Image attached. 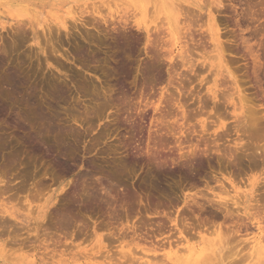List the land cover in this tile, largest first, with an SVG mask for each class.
Masks as SVG:
<instances>
[{
  "label": "rangeland",
  "instance_id": "374dc122",
  "mask_svg": "<svg viewBox=\"0 0 264 264\" xmlns=\"http://www.w3.org/2000/svg\"><path fill=\"white\" fill-rule=\"evenodd\" d=\"M22 15H34L37 41L25 20L14 25ZM61 19L68 31H58ZM2 58L0 74L17 70L24 81L16 92L0 83V264H170L169 250L175 264L259 263L253 239L245 242L258 234L254 220L244 216L240 233L179 225L185 238L173 222L206 219L184 200L203 202L213 176L226 179L229 195L209 182L225 198L259 192L264 128L259 148L236 128L219 148L199 122L218 113L216 123L234 124L230 106L215 113L202 103L214 83L241 85L249 113L264 121V0H0ZM237 136L248 155L221 159L235 155ZM255 210L261 221L264 207ZM188 248L205 251L187 257Z\"/></svg>",
  "mask_w": 264,
  "mask_h": 264
},
{
  "label": "bare ground",
  "instance_id": "6f19581e",
  "mask_svg": "<svg viewBox=\"0 0 264 264\" xmlns=\"http://www.w3.org/2000/svg\"><path fill=\"white\" fill-rule=\"evenodd\" d=\"M20 1H25V0H20ZM43 1V0H42ZM38 2V1H37ZM181 5H182V3H181ZM219 5H220V1H219ZM176 6H178L177 5V3H176ZM179 7V6H178ZM20 8H25V7H23V6H21ZM179 9V8H178ZM22 11H26V8H25V10L24 9H22ZM28 11V10H27ZM207 14H208V22H209V24H211V25H215V16L213 15V13H212V11L211 10H208V12H207ZM21 15V14H20ZM180 16L182 15V13L181 14H179ZM80 16V15H79ZM33 18H34V15H28V17H24L23 15L22 16H20V17H16L15 19H16V22H15V24H14V22H13V24L14 25H16V23H17V25L18 24H20L21 23V25H22V23H23V21L25 20V22L23 23V25L22 26H24V25H28L29 26V28H30V30H31V33H32V39L34 40V41H37V36H36V34H39V33H37V31H36V29L34 28V25H33ZM77 18H80V17H77ZM76 17H74V16H71V19L73 20V21H76V19H77ZM90 19V18H89ZM123 19V17H121V20ZM125 20H126V17L124 18ZM184 19V18H183ZM91 20V19H90ZM13 21V20H12ZM86 21H88V20H86ZM182 21H184V20H182ZM11 22V21H10ZM95 22V21H94ZM93 22V23H94ZM89 23V22H88ZM179 24L180 23H182L181 22V19H179V22H178ZM48 24V23H47ZM114 24V23H113ZM12 25V24H11ZM16 25V26H17ZM90 25V24H89ZM177 25V24H176ZM21 26V27H22ZM51 25H50V23H49V25H47L46 26V28L45 29H48V32L51 34V32H52V30H51V27H50ZM56 26H57V28H58V31L60 30V28H62V29H64L65 31H68V25H67V23H66V20L65 19H61V20H59L57 23H56ZM72 27H73V25H71ZM1 27L2 28H5V25H1ZM15 26H13V28H14ZM20 26H18V27H16V29H17V32L19 31V32H21V30H22V28H21ZM19 28H21L20 30H18ZM28 28V29H29ZM120 28V27H119ZM24 30V29H23ZM22 30V31H23ZM27 29H25L23 32L25 33V32H28V31H26ZM43 30V29H42ZM44 31V30H43ZM47 31V30H46ZM51 31V32H50ZM144 31L146 32V34H147V32H149L147 29H144ZM17 32L15 33V34H17ZM23 32H22V34H23ZM55 32V31H54ZM14 33V32H13ZM45 34V33H44ZM53 34V33H52ZM51 34V35H52ZM67 34V33H66ZM19 35H21L20 33H18L17 35H15V36H19ZM29 35V34H28ZM50 35V36H51ZM158 35V34H157ZM160 35V34H159ZM14 36V37H15ZM39 36V35H38ZM210 36V35H209ZM24 38L25 36H20V38ZM26 37L28 38V36L26 35ZM52 37H53V35H52ZM15 38H18V37H15ZM30 38V37H29ZM218 36H217V38L216 39H214V44H213V46H214V49L217 51V54H218V56L220 57V58H223V52H222V49H221V47H220V43H219V41H218ZM21 41H23V40H21ZM46 42H48V41H46ZM38 43V42H37ZM39 44V43H38ZM42 50V49H41ZM159 50V49H158ZM158 54V53H157ZM155 55V54H154ZM3 57V56H2ZM4 58V57H3ZM3 58L1 59V61H0V65L3 63L2 61H3ZM155 58V57H154ZM158 61V60H157ZM3 65H4V63H3ZM2 65V66H3ZM155 66V65H154ZM153 66V67H154ZM1 68V67H0ZM8 70V69H7ZM17 71V70H16ZM16 71H14V70H12V69H10V71L8 70V71H6V73H3V72H1V73H3V74H0V83H3L4 85H5V87H7V88H9V89H11V90H13L14 92H16L17 90H18V83H23V81L24 80H22V78L20 77V75H19V73L18 72H16ZM171 77V76H170ZM173 77V76H172ZM52 81V80H51ZM50 81V82H51ZM86 81V80H85ZM54 82V81H53ZM57 83V82H56ZM202 84H204V85H207V83H202ZM204 85L202 86V89H203V87H204ZM220 85H221V87H222V83L220 84H217V83H214V85L213 86H205L204 88H205V95L203 96V97H201L200 95H199V97H201V99H202V101L201 100H199L200 102H202L203 103V105H204V107H208L209 105V103H211L212 104V109L215 111V113L217 112V111H219V110H221L222 108H226L227 109V107L228 106H230L231 107V109H230V113H231V115H232V118L234 119V124L232 125V126H228V125H226V124H220L219 122H217L216 123V119L217 120H219V116L218 115H220V114H216L215 116L216 117H214V115H213V117H214V119H212L210 122H207L206 120L208 119V117L207 118H204L203 120H201L200 122H199V127H200V133H207L209 136H211V137H213L214 139L212 140V141H214V142H212L213 144H215L217 147H219L218 145H220L218 142L219 141H224V143H225V141H227V138L230 136V131H232V130H234L235 128H236V130H235V133H238V132H240V133H245V132H247V133H249V132H251V134H254V138L252 137V139H251V141H252V143L254 142L255 144H257V147H258V143L259 142H261V140H259L260 138H262L261 136H258L259 135V129L258 128H260V129H263L264 128V124L262 123V122H264L263 121V118H261V116H260V118L259 117H257V116H255L254 114L252 115V114H250L249 113V111L251 112L252 110H249V106L246 104V97H245V94H243V91L241 90L242 88H241V85L239 86L238 85V83H232V88H228V87H226V89H224L225 87L223 86L222 88H220ZM231 86V85H230ZM229 86V87H230ZM229 90H228V89ZM58 89V88H57ZM204 90V89H203ZM198 93V92H197ZM200 94V93H199ZM198 95V94H197ZM31 100V99H30ZM30 100H29V102H30ZM208 101H209V103H208ZM208 103V104H207ZM207 104V105H206ZM250 107L252 108V106L250 105ZM211 109V110H212ZM225 109V110H226ZM253 109V108H252ZM203 113V115L206 113V112H202ZM215 113H213V114H215ZM211 116V115H210ZM212 116H211V118H213ZM259 118V119H258ZM184 119H186V118H184ZM209 120H210V118H209ZM215 120V121H214ZM156 122V121H155ZM159 122L160 123H164L162 120H159ZM165 122H166V120H165ZM175 122H177V121H175ZM151 124V123H150ZM156 124H158L157 122H156ZM170 124V123H169ZM214 124H216V125H214ZM263 124V125H262ZM160 125V124H159ZM162 125H164V124H162ZM166 125V124H165ZM164 125V126H165ZM156 126V125H155ZM216 127V128H212V127ZM158 127V126H157ZM168 127V126H167ZM166 129V128H165ZM264 131V130H263ZM170 132V131H169ZM168 132V133H169ZM238 135H241V134H238ZM244 135V134H243ZM245 137V136H244ZM258 137H260V138H258ZM207 138V137H206ZM248 138V137H247ZM249 138L248 139H246V141H250L249 140ZM208 139V138H207ZM236 139H238V141H236ZM236 139H230L231 141H233V145H234V150H236V151H234V153L235 152H237V150H238V153H240L242 156H240L239 154H238V159H237V161H238V163H239V160L242 158V157H245L246 156V154L248 155V153H245V151H246V149H245V147L247 146V148H249L248 146H249V142H246V143H244L245 141H241V140H243V138H239V136H237V138ZM258 139V140H257ZM208 141V140H207ZM217 142V144H216V142ZM259 141V142H258ZM258 142V143H257ZM210 143H211V141H210ZM247 143H248V145H247ZM251 143V144H252ZM155 144V143H154ZM222 144H223V142H222ZM250 144V145H251ZM196 145H197V143H196ZM196 145H195V147H196ZM224 145V144H223ZM253 145V144H252ZM205 146H207L208 147V145H205ZM216 147V148H217ZM222 147V146H221ZM232 147V146H231ZM256 147V146H255ZM260 148H261V150L259 151L260 153L258 154V157H260V158H257V159H260L261 161H262V169L263 170H261V171H263V174H264V145L263 144H260V146H259ZM258 147V148H259ZM215 148V147H214ZM220 148V147H219ZM219 148H217V149H214L215 151H217L216 153H218V151H220L219 150ZM222 148H224V149H227V146H226V148H225V146L224 147H222ZM252 148V147H251ZM250 148V149H251ZM224 149H222L223 151H224ZM232 149V148H231ZM253 149V148H252ZM257 149V148H256ZM65 150V149H64ZM63 150V152H65ZM213 150V151H214ZM249 150V149H248ZM247 150V151H248ZM258 150V149H257ZM214 151V152H215ZM227 151H229V150H227ZM251 151V150H250ZM222 152V151H221ZM252 152V151H251ZM255 152V151H254ZM258 152V151H257ZM182 153V152H181ZM184 153V152H183ZM223 153V152H222ZM221 153V154H222ZM231 154H228V153H226V152H224L222 155L220 154V158L223 156H226V157H233V156H235V157H237L236 156V154L237 153H235V155L233 154L232 155V152H230ZM63 154V153H62ZM155 154V153H154ZM192 154V153H191ZM208 154H210L209 152H208ZM249 154H253V153H249ZM255 154V153H254ZM257 155V154H256ZM255 156V155H254ZM252 157V156H251ZM250 157V158H251ZM234 158V157H233ZM233 158H231V159H233ZM254 158V157H253ZM222 159V158H221ZM236 159V158H235ZM248 159H249V157H248ZM256 159V158H255ZM231 161V160H230ZM226 162V161H225ZM251 162V161H250ZM252 162H253V160H252ZM228 163V162H227ZM231 163H232V161H231ZM237 163V164H238ZM259 163V162H258ZM236 164V163H235ZM250 164V163H249ZM248 164V165H249ZM252 164V163H251ZM233 165V164H232ZM202 166V165H201ZM201 166H200V163H199V165H197V166H194L195 168H196V171H197V173L199 172V170H200V168H201ZM252 166V165H251ZM256 166V165H255ZM231 167V166H230ZM195 168H193V169H195ZM223 168V167H222ZM229 168V167H228ZM189 169V168H188ZM191 169V168H190ZM219 169V168H218ZM225 169V168H224ZM202 170V169H201ZM194 171V170H193ZM213 171V170H212ZM201 172V171H200ZM239 173H241V172H239ZM200 174V173H199ZM232 175V174H231ZM230 175V176H231ZM223 177V176H222ZM223 179H225V178H223ZM222 178L220 179V177H217V176H213V178L212 179H209V180H205V183H204V186H203V188L207 191V192H205V193H203V192H201L200 191V193H199V196L203 199L202 201L203 202H198L197 201V198L194 196V195H192V197H190L189 198V196H188V198H186L185 200H184V202H185V204L186 205H184V206H186L185 208H186V210L188 209V207L189 206H191L189 209H188V211L190 210L192 213L195 211V213H196V210L200 213V212H203L204 214L205 213H207V217H206V219H205V217L203 216V218H199V217H197V219H200V220H196V221H192V222H188L187 220H186V218H183V219H181L180 221H177V220H174V222H173V225L175 226V228H177V230H178V236H180V237H184L185 235H184V233H183V231L181 230V229H179V225L182 227V228H184V229H186V232H189V231H187V230H189V229H191V230H194V233L195 232H197L198 234L200 233V231L201 230H197V229H202L203 227H205L208 223H209V225H208V227L209 228H216L218 231H222V228L221 227H223V225H225L226 226V228L227 229H229V227H235V231L236 232H238V233H240V231H247V229H248V225L246 224V221H245V219H244V216L245 217H247V219H249V220H254L255 221V227H256V229L258 230V234L257 235H255V236H252V237H250V238H247V239H245L244 241L245 242H247V240L248 239H253L252 240V242H250V241H248V244H249V242L250 243H253V249H254V254L257 256V257H261V259L259 260V263L258 264H264V243L262 244V242H261V236L262 235H260V233H264V217L262 218V220L261 221H259L260 219H261V217H257L256 215H250V213H249V208L251 207V209H253L254 210V208L257 210V209H261L262 207H264V176L262 177V179H260V180H263V182H260L259 181V183H257V192H258V190H259V192L255 195V196H253L252 197V199L250 198L252 195H250L251 194V192L249 193V196H248V194H245V195H242V194H240V195H238V199H236V197L235 196H229V198H228V196H227V198H225L224 196H221V195H219L217 192H214L213 190H212V188L210 187V184H209V182H210V180L212 181H214V182H218V189L221 191V192H224V193H227L228 194V189H227V187H226V184H224V182L222 181L223 180ZM226 180V179H225ZM258 181V178L256 179V180H254V182H253V184H256V182ZM227 183H229L231 186H233V182L231 181V180H227L226 181ZM5 185V184H4ZM1 186H3V185H1ZM1 186H0V188H1ZM6 186V185H5ZM4 186V187H5ZM3 188V187H2ZM6 188L7 187H5V190H6ZM9 188V187H8ZM203 189V190H204ZM231 189H233V188H231ZM204 190V191H205ZM1 191H2V189H1ZM208 191H209V195H211V196H209V195H207L208 194ZM219 191V192H220ZM231 191V190H230ZM3 192V191H2ZM65 194V193H64ZM198 194H196V196H197ZM229 195V194H228ZM257 196V197H256ZM64 197V196H63ZM235 197V198H234ZM186 200H188V201H186ZM250 201H255V202H253V203H255V204H251L250 205ZM192 203V205H189V204H191ZM49 205V204H48ZM47 205V206H48ZM47 206H45V207H43L42 208V210H45L46 208H47ZM146 207V206H145ZM150 208V207H149ZM184 208V209H185ZM256 210H255V212H256ZM259 210H257V212H258ZM260 211H262V210H260ZM259 211V212H260ZM258 212V213H259ZM180 213H181V211H180ZM187 213V212H186ZM198 213V214H199ZM189 214V213H188ZM197 214V213H196ZM201 214V213H200ZM182 215V214H181ZM177 216H179V214L177 215ZM199 216V215H198ZM176 217V216H175ZM183 217V216H182ZM181 217V218H182ZM192 217H195L196 218V215L194 216V214L192 215ZM191 217V218H192ZM195 218H193V219H195ZM220 220L221 219V221L220 222H218L217 220ZM164 221V220H163ZM215 222H217V223H215ZM263 222V223H262ZM252 224H254L253 222H251ZM261 223H262V225H261ZM158 224V223H157ZM164 224H165V222H164ZM162 225H163V223H162ZM137 226V225H136ZM135 226V227H136ZM158 226V225H157ZM224 226V227H225ZM207 227V226H206ZM155 228V227H154ZM231 228H230V230H231ZM156 229V228H155ZM155 229L153 230V231H155ZM159 230H161L160 228H158ZM157 229V230H158ZM158 230V231H159ZM204 230V229H203ZM205 230H207V228L205 229ZM233 230V229H232ZM135 231V230H134ZM151 232H152V230H150ZM234 231V232H235ZM150 232V233H151ZM233 232V231H232ZM235 232V233H236ZM161 234H162V232H160ZM158 234V233H157ZM173 234V233H172ZM172 234H170L169 236H166V242L167 243H163L164 245L165 244H167V247H171V246H174L173 244V242L174 241H172L170 238H172L173 236H172ZM151 235H152V233H151ZM158 235H160V234H158ZM264 235V234H263ZM155 236H157V235H155ZM170 236H172V237H170ZM153 237V236H152ZM152 237H150V238H152ZM167 237H170V238H168V239H170L171 241H167ZM263 237L264 236H262V239H263ZM138 238V237H137ZM140 238V237H139ZM161 237H159V239H160ZM185 238V237H184ZM161 240H163L162 238H161ZM161 240H159V241H161ZM149 241V240H148ZM157 242V241H156ZM208 247V246H207ZM184 248V247H183ZM195 248V247H194ZM213 248V247H212ZM218 248V247H217ZM202 249H204V248H202ZM209 249V248H208ZM220 249V248H219ZM152 250V249H151ZM155 250V249H154ZM215 250V249H214ZM184 252H185V250H183ZM188 251H189V253L187 254V257L188 256H192L193 255V253H195L194 255H195V257H198V256H201L203 253V251H205V250H200L199 252H194L193 251V253H192V251L191 250H189V248H188ZM187 252V251H186ZM186 252H185V254H186ZM215 252L216 251H214V254H215ZM218 252V251H217ZM205 253V252H204ZM206 253H209V252H206ZM177 253H175V252H173L172 253V251L171 250H169V252H167V254H165V256H166V259H167V262L168 263H170V264H175V263H177V260L178 259H180V257H177V255H176ZM184 255V254H183ZM217 255V254H216ZM203 256V255H202ZM106 257V256H105ZM212 257V256H211ZM180 261V260H179ZM106 263V262H105Z\"/></svg>",
  "mask_w": 264,
  "mask_h": 264
}]
</instances>
